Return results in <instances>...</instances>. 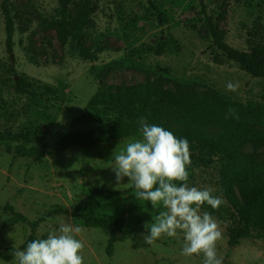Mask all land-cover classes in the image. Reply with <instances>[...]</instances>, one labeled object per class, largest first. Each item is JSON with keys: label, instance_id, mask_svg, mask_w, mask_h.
<instances>
[{"label": "rangeland", "instance_id": "1", "mask_svg": "<svg viewBox=\"0 0 264 264\" xmlns=\"http://www.w3.org/2000/svg\"><path fill=\"white\" fill-rule=\"evenodd\" d=\"M14 18L13 52L5 45V24L0 9V251L19 247L29 236L27 223L16 222L5 204L29 220L48 210L72 212L87 190L101 185L110 189L129 187L127 178L116 183L114 158L131 140L139 139V119H129L122 106L138 111L146 103L199 97L208 107L234 103L264 115V78L253 77L245 66L229 59L212 45L202 2L223 39L240 50L264 44V0H72L87 4V35L81 43L68 39L52 26L57 0H7ZM2 0H0V3ZM154 3L162 11L160 24ZM1 8V7H0ZM85 46L97 60L79 55ZM160 48L162 53L157 54ZM12 68L33 86L45 83L57 88V101L33 99L14 88ZM229 82L238 83L235 92ZM96 93L100 95L89 104ZM177 138L186 139L191 160L187 184L211 189L224 203L218 209L201 206L220 224L216 243L222 264H264V239H242L228 245V228L234 217L221 188L224 167L220 144L224 128L196 120L153 121ZM256 128L263 129L260 125ZM65 145L66 141H73ZM21 150L16 154V147ZM242 153L264 157V146L247 145ZM13 160V165H9ZM180 183V182H176ZM134 192L120 198H92L81 213L107 218L121 228L138 225L150 229L162 205L150 210ZM240 199V189L235 187ZM226 207L229 212L221 210ZM70 223L81 232L83 264H203V254H181L184 234L161 236L153 245L144 234L115 243L106 253L110 229L87 227L83 219L56 214L39 225L37 239ZM16 264L15 257L0 264Z\"/></svg>", "mask_w": 264, "mask_h": 264}, {"label": "trees", "instance_id": "2", "mask_svg": "<svg viewBox=\"0 0 264 264\" xmlns=\"http://www.w3.org/2000/svg\"><path fill=\"white\" fill-rule=\"evenodd\" d=\"M56 16L51 20V25L58 27L63 33L65 40L72 39L79 43L87 35L86 15L88 7L86 3L72 6V0H57ZM157 12L158 21L163 24L164 17L161 10L151 3ZM0 9L5 24V45L8 53L13 52L14 36V18L7 0H2ZM202 10L205 15L206 23L212 36V45L224 53L229 59L245 66L251 75L256 78H264V44L244 51L228 44L218 32L213 18L207 13L206 6L202 2ZM160 48L157 54H161ZM79 55L88 59L97 60V55L91 52V49L85 46L80 47ZM14 76V88L18 93L29 95L33 99L47 98L50 101H57V88L47 84L40 83L37 86L31 85L26 78L18 74L14 68L11 69ZM100 95L96 93L89 104ZM127 114L129 119L149 118L153 121L162 120H196L201 122L216 123L224 128L225 136L221 139L224 149L221 151V159L224 161V167L221 174V188L230 203L234 221L228 228V245L233 247L242 239H264V157L256 154L242 153V149L247 145L264 146V115L253 112L247 108L240 107L230 103L224 107L208 108L199 97H191L189 100L169 99L162 95L159 103H146L138 111L130 110L125 105L120 109ZM231 110V112H230ZM260 125L263 129L256 128ZM73 141H66L65 145H70ZM21 150L16 147V154ZM13 159L9 165H13ZM190 159L206 164V159L190 154ZM235 187L240 189V199L235 194ZM137 190L130 185L124 189H110L105 185L91 188L86 191L82 201L75 205L72 212L63 208L48 210L35 220H29L23 213L16 211L14 207L7 203L4 208L9 210L12 218L16 222L27 223L30 227V234L19 247H9L0 251V259L8 260L14 257L16 250H23L27 243L37 239L35 232L40 224L56 214H71L83 219L87 227L104 226L110 229V236L106 247V253L112 255L116 242L135 239L138 234H148L150 229L143 225L133 228H121L115 221L107 218H98L95 216H86L81 213L83 203L92 198H120L128 196ZM148 203L150 210L153 207ZM209 206V205H208ZM209 208H211L209 206ZM225 213L229 210L221 206Z\"/></svg>", "mask_w": 264, "mask_h": 264}, {"label": "clouds", "instance_id": "3", "mask_svg": "<svg viewBox=\"0 0 264 264\" xmlns=\"http://www.w3.org/2000/svg\"><path fill=\"white\" fill-rule=\"evenodd\" d=\"M238 87V83L227 84L232 92ZM138 124L140 138L131 140L115 156L112 170L117 184L127 178L128 184L137 190L136 199L165 209L155 217L143 243L153 245L163 235L175 237L179 230L184 234L183 256L203 254V264H222L216 250L222 237L220 224L200 209L204 204L218 209L223 199L213 196L211 189L188 186L187 168L191 160L186 139L177 138L162 126L149 124L143 117ZM80 232L79 227L65 223L59 234L50 232L46 238L34 239L23 250H16V264H83L80 252L84 245L75 238Z\"/></svg>", "mask_w": 264, "mask_h": 264}]
</instances>
